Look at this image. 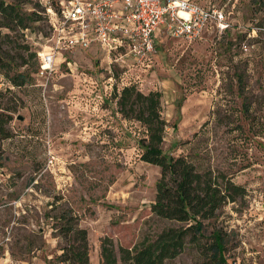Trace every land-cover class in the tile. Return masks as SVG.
Returning a JSON list of instances; mask_svg holds the SVG:
<instances>
[{
	"label": "rangeland",
	"instance_id": "obj_1",
	"mask_svg": "<svg viewBox=\"0 0 264 264\" xmlns=\"http://www.w3.org/2000/svg\"><path fill=\"white\" fill-rule=\"evenodd\" d=\"M18 1L39 20L0 29V112L11 116L3 125L10 138L0 133V264H68L61 257L72 241L56 221L66 214L87 231L88 264L102 263L104 239L117 264H130L119 248L186 226L151 212L160 169L140 160L144 128L123 120L113 96L130 85L161 94L164 151L191 157L221 186L242 188L204 222L198 242L187 237L164 264H214L213 231L226 264H264V0H191L222 11L228 28L191 42L156 37L149 69L128 71L95 48L67 53L70 65L47 82L35 56L48 45L44 12L68 0ZM18 74L28 81L14 86Z\"/></svg>",
	"mask_w": 264,
	"mask_h": 264
},
{
	"label": "trees",
	"instance_id": "obj_2",
	"mask_svg": "<svg viewBox=\"0 0 264 264\" xmlns=\"http://www.w3.org/2000/svg\"><path fill=\"white\" fill-rule=\"evenodd\" d=\"M50 6L58 8L57 4ZM45 13L46 9L44 17L47 20ZM33 15L32 12L24 11L18 0H0V29L25 30L28 28V22L39 20L32 18ZM38 51H35L36 75L40 67ZM0 60L5 66L1 55ZM10 80L14 86H20L28 81V75L18 74ZM238 82L242 86L241 78ZM239 90H242V87ZM113 96L117 112L123 120L135 121L144 128L145 137L138 141V148L141 150L140 160L160 169V179L155 184V200L151 205V212L160 219L186 225L165 228L156 237L143 239L131 249L119 248V259L122 263L130 264H164L182 252L187 237H190L189 242H198L203 235L204 222L213 219L227 203L235 202L234 195L240 194L242 188L230 181L221 186L213 181L210 172L199 171L191 157H174L162 149L166 122L161 115L159 92L150 91L144 94L135 85H130L123 87L118 93L114 92ZM10 120V115L0 112L1 139H9L11 136L3 129V125ZM48 218L53 219L52 216ZM57 220L60 221L57 223L60 225L59 234L72 241L61 259L68 264H88L87 231L77 227L74 218L68 214ZM211 239L210 260L214 264H226L225 243L221 234L213 231ZM101 258V264H117L112 244L108 239L102 241Z\"/></svg>",
	"mask_w": 264,
	"mask_h": 264
},
{
	"label": "built area",
	"instance_id": "obj_3",
	"mask_svg": "<svg viewBox=\"0 0 264 264\" xmlns=\"http://www.w3.org/2000/svg\"><path fill=\"white\" fill-rule=\"evenodd\" d=\"M45 14L48 45L37 52V76L46 82L59 65H70L67 53L96 47L128 71L149 69L159 26L166 36L189 42L209 28H228L222 11L191 0H68Z\"/></svg>",
	"mask_w": 264,
	"mask_h": 264
},
{
	"label": "crops",
	"instance_id": "obj_4",
	"mask_svg": "<svg viewBox=\"0 0 264 264\" xmlns=\"http://www.w3.org/2000/svg\"><path fill=\"white\" fill-rule=\"evenodd\" d=\"M162 28H163V26H159L158 27V29H157V33H156V37H157V40H158V38H164L166 35L164 34V36L163 37H160V34L162 35L163 33H162ZM159 33V34H158ZM166 38V37H165ZM157 40H155L156 41V43H157ZM156 43H155V45H156ZM97 49L96 47H92L91 49ZM91 49H89V50H86V51H90ZM98 50V49H97ZM81 52H83V51H81ZM155 54V53H154ZM154 54L152 55V60L154 61Z\"/></svg>",
	"mask_w": 264,
	"mask_h": 264
}]
</instances>
